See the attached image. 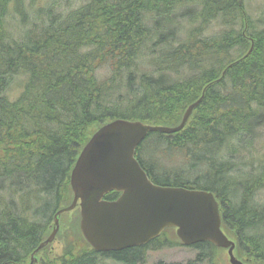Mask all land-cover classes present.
Masks as SVG:
<instances>
[{"label":"trees","instance_id":"16d2710c","mask_svg":"<svg viewBox=\"0 0 264 264\" xmlns=\"http://www.w3.org/2000/svg\"><path fill=\"white\" fill-rule=\"evenodd\" d=\"M41 1L0 0V264L24 262L70 204V171L95 129L114 118L174 126L199 98L179 131L149 132L136 157L155 184L211 191L235 255L264 264V201L255 199L264 152L258 168L242 170L264 134V19L257 27L244 15V0ZM212 19L222 25L214 36L203 33ZM78 219L60 218L62 252L45 248L40 264L100 256L136 264L148 250L181 245L169 228L147 244L99 253ZM188 248L197 253L184 264H221L209 242Z\"/></svg>","mask_w":264,"mask_h":264},{"label":"water","instance_id":"95a60500","mask_svg":"<svg viewBox=\"0 0 264 264\" xmlns=\"http://www.w3.org/2000/svg\"><path fill=\"white\" fill-rule=\"evenodd\" d=\"M195 102L176 126L117 118L102 124L81 148L70 173L73 198L56 211L49 236L33 251L50 243L59 228L58 216L79 207V229L99 252L141 246L165 228H175L177 238L189 246L209 241L227 249L230 264H244L233 254L234 242L221 229L218 203L206 190L153 183L135 157V149L149 132L173 133L188 119ZM110 191L120 192L113 200Z\"/></svg>","mask_w":264,"mask_h":264},{"label":"rangeland","instance_id":"374dc122","mask_svg":"<svg viewBox=\"0 0 264 264\" xmlns=\"http://www.w3.org/2000/svg\"><path fill=\"white\" fill-rule=\"evenodd\" d=\"M57 3H61L64 7L66 6V4L70 3V5L72 6H76L79 2H82V0H55ZM35 3V2H34ZM46 1L42 0L39 5H46ZM244 6H245V15L246 13H248L251 18L253 19V21L257 24V27H259L258 25V20L260 18L264 19V0H244ZM185 7H190V9H193L191 7H193V5H188V6H182L181 8H179L177 11L181 12L183 11V9ZM183 14V13H182ZM185 14L182 15L180 18L184 19ZM179 18V19H180ZM247 21V19H244V21ZM183 28H187L188 27V23L186 20L183 21ZM222 29V25L219 23V21L217 19H212L209 21V23L207 24L206 28L204 29L203 33L206 35H217L220 33ZM104 69V68H103ZM103 72H105V69L103 70ZM174 78H178V74L174 73ZM24 79L23 75H18L16 77L15 80V85L9 89L7 91V95H9L10 99L14 98L17 95V87H18V83H20L22 80ZM264 131V130H263ZM261 137L258 135L257 139H260V142L258 141V144L261 143V146H253V150L251 152V154L246 155L245 157H243L242 159L245 161V164H248L247 166H242L240 165V167L242 166V170L248 172V170H250L252 168V166H255L256 168H258V161L262 158L263 152H264V138H262L264 136V134L262 132H260ZM257 142V141H256ZM230 146H226L225 149H228ZM238 155L236 156V158L234 160H237ZM180 156L177 158H172V163H176V162H180ZM171 163V164H172ZM243 164V163H241ZM260 171L264 172L263 170L260 169ZM239 172H237L238 174ZM249 175V174H248ZM238 179H241L238 177ZM241 181V180H239ZM261 191V192H260ZM257 191L255 194V199L257 200L258 203L263 202L264 201V190H260ZM9 198L6 197V203H9ZM5 203V204H6ZM73 217H75V212L73 211V213L68 214L66 216L67 220H71ZM66 232V230H65ZM167 236L169 238H172V234L168 233ZM64 247V240L57 238L56 240H54V242L51 245V248L54 249V252L52 253V255L56 254V252H60L62 250V248ZM20 252H22V250H20ZM195 253H197V251L195 249H189L183 246H163L161 249H151L148 250L146 253V258L143 262L140 263H136V264H176V263H181L184 264L189 260H192V258L195 256ZM24 254V253H23ZM224 252H219V255H223ZM25 261H27V258H25ZM97 264H121L118 261L114 260V259H109V258H105V257H101L98 260ZM199 264H206V262H200Z\"/></svg>","mask_w":264,"mask_h":264},{"label":"bare ground","instance_id":"6f19581e","mask_svg":"<svg viewBox=\"0 0 264 264\" xmlns=\"http://www.w3.org/2000/svg\"><path fill=\"white\" fill-rule=\"evenodd\" d=\"M0 4H1V3H0ZM241 10H242V9H241ZM181 14H182V13H181ZM243 14L245 15L244 12H243ZM176 18H177V17H176ZM245 21H246V20H245ZM156 24H157V23H156ZM165 26H166V25H165ZM165 29H166V28H165ZM143 30H144V29H143ZM154 45H155V44H154ZM151 47H152V46H151ZM225 71H226V69H224V70L222 71V73H225ZM210 83H211V82H210ZM210 83H209V84H210ZM207 85H208V84H207ZM195 101H196V100H195ZM195 101H194V102H195ZM199 102H200V100L196 102V105H195V106H197ZM7 194H8V193H7ZM8 198H9V197H8Z\"/></svg>","mask_w":264,"mask_h":264}]
</instances>
